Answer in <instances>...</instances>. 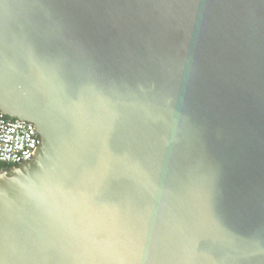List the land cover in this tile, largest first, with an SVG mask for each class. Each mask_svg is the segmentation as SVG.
I'll use <instances>...</instances> for the list:
<instances>
[{
  "label": "water",
  "instance_id": "1",
  "mask_svg": "<svg viewBox=\"0 0 264 264\" xmlns=\"http://www.w3.org/2000/svg\"><path fill=\"white\" fill-rule=\"evenodd\" d=\"M0 264H264V0H0Z\"/></svg>",
  "mask_w": 264,
  "mask_h": 264
},
{
  "label": "built area",
  "instance_id": "2",
  "mask_svg": "<svg viewBox=\"0 0 264 264\" xmlns=\"http://www.w3.org/2000/svg\"><path fill=\"white\" fill-rule=\"evenodd\" d=\"M41 137L31 122L0 113V166L14 167L34 158Z\"/></svg>",
  "mask_w": 264,
  "mask_h": 264
},
{
  "label": "trees",
  "instance_id": "3",
  "mask_svg": "<svg viewBox=\"0 0 264 264\" xmlns=\"http://www.w3.org/2000/svg\"><path fill=\"white\" fill-rule=\"evenodd\" d=\"M11 167H1L0 166V172L10 169Z\"/></svg>",
  "mask_w": 264,
  "mask_h": 264
}]
</instances>
